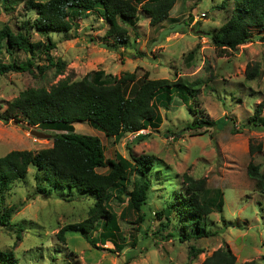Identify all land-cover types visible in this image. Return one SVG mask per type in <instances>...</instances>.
Listing matches in <instances>:
<instances>
[{
	"label": "rangeland",
	"instance_id": "obj_1",
	"mask_svg": "<svg viewBox=\"0 0 264 264\" xmlns=\"http://www.w3.org/2000/svg\"><path fill=\"white\" fill-rule=\"evenodd\" d=\"M220 1L175 0L167 17L156 25L149 24L137 7L135 30L126 26L128 44L113 46L110 39L105 42V22L92 13L77 17V24L65 32L43 33L32 27L35 13L26 0H0V28L7 25L43 44L53 41L54 47H46L52 61L56 60L49 64L41 52L6 49L1 42L0 62L30 59L31 66L30 71L0 73V115L7 117L0 118V155L13 148L34 152L49 146L52 133L63 130L31 125L17 108L9 106L27 86L48 88L62 77L76 80L98 68L116 76L132 71L134 82L145 76L143 71L152 78L197 82L194 99L182 103L175 97L157 105L158 125L137 131H150L141 139L134 137L135 131L124 132L114 141L88 121L71 123L74 131L99 137L105 158L118 152L129 159V151L157 158L146 174L143 220L126 206L123 194L113 190L105 203L117 225L113 241L102 235L111 224L106 221L101 226L103 216L90 230L67 229L64 239H59L58 229L86 217L93 200L84 194L42 188L43 183L35 179V167L29 165L24 177L13 180L0 199V208L13 206L8 222L0 224V252H9L16 264H199L213 249L226 244L235 255L233 264H264V192L245 171L251 160L264 173V127L252 125L248 119L255 103L264 97V41L253 36L232 50L214 48L207 33L229 16L233 4V0H225L220 6ZM246 63L257 65L251 78L244 76ZM188 107L218 122L196 132L183 129L191 118ZM14 113L16 123L12 122ZM260 115L264 116V106ZM28 128L43 135L35 136ZM96 170L103 172L106 166ZM182 172L204 177V195H212L215 189L222 192L221 210L206 215L208 236L184 241L161 236L166 231L161 225L164 217H157L154 211L179 189ZM130 187L128 184L127 189ZM0 264H5L2 254Z\"/></svg>",
	"mask_w": 264,
	"mask_h": 264
},
{
	"label": "trees",
	"instance_id": "obj_2",
	"mask_svg": "<svg viewBox=\"0 0 264 264\" xmlns=\"http://www.w3.org/2000/svg\"><path fill=\"white\" fill-rule=\"evenodd\" d=\"M175 0H26L28 7L34 10L31 25L34 29L65 32L76 25L77 17L92 13L106 24L105 42L110 39L113 46H124L127 41V27L135 30L136 11L139 7L148 18V23L156 25L168 15ZM139 3V6L137 5ZM225 0L220 1L223 6ZM207 33V32H206ZM214 48L235 49L239 44L256 36L264 41V0H233L229 16L213 31L208 32ZM105 40V39H104ZM4 41L6 49H21L28 53H43L49 64L52 61L47 47H54L48 39L46 44L40 40H30L28 33L12 31L7 25L0 28V44ZM41 45L43 47H41ZM31 60L23 62H0V73L8 70H29ZM257 65L245 64L244 76L251 78L257 73ZM137 82L132 71H122L119 75L105 73L103 69H92L76 80L67 77L58 79L48 88L27 86L21 89L10 101L9 106L17 108L24 121L31 125L58 127L62 131L51 135V144L36 151L30 149H10L0 155V199L9 184L24 177L29 165L35 167V179L42 182L47 190L68 191L84 194L93 202L87 209V216L75 223H68L57 231L59 239H64L67 229L88 231L100 222V216L110 227L102 233L105 239L114 240L117 229L115 217L108 209L107 198L114 190L122 193L126 206L131 208L138 220H143L142 207L147 203V170L156 165L157 158L150 153H133L129 159L115 152L113 158H105L102 143L95 134L74 131L71 123L88 121L98 127L104 135H112L113 140L124 132H137L149 127L156 128L160 120L157 105L167 103L177 97L182 103L194 99L195 80L169 79L166 77H148L143 71ZM128 90H125V86ZM194 90V91H193ZM190 106V105H189ZM264 106V97L253 107L248 118L252 125L264 127V116L260 115ZM191 118L183 129L197 131L202 126L214 125L217 120L205 112L188 107ZM14 119L18 118L11 115ZM6 120V116H1ZM149 130L137 132L134 137L141 139ZM202 132V131H201ZM260 147L259 144L256 145ZM252 147L249 146V152ZM106 166L99 172L97 167ZM245 171L254 180L258 190L264 192V173L257 164L249 160ZM132 174V176H131ZM131 177V178H130ZM204 177L193 178L182 172L179 189L172 192L161 209L154 211L157 217L163 215L165 228L162 237H176L179 241L210 235L206 228V215L211 211H220L223 203L222 192L215 189L212 195H204ZM131 185L127 189V185ZM37 187L41 185L37 183ZM13 206L0 208V224L8 222ZM174 219L173 224L171 223ZM160 232V231H158ZM5 264H16L9 252H0ZM235 255L224 244L205 255L199 264H233ZM251 262V261H248Z\"/></svg>",
	"mask_w": 264,
	"mask_h": 264
},
{
	"label": "water",
	"instance_id": "obj_3",
	"mask_svg": "<svg viewBox=\"0 0 264 264\" xmlns=\"http://www.w3.org/2000/svg\"><path fill=\"white\" fill-rule=\"evenodd\" d=\"M12 122L13 123H16L17 121H15V120H12ZM22 125V124H21ZM26 128H27V125H24ZM29 130V132H34L35 134H33V135H35V136H42L43 135V132H41V131H39V130H36V129H34V128H28Z\"/></svg>",
	"mask_w": 264,
	"mask_h": 264
}]
</instances>
